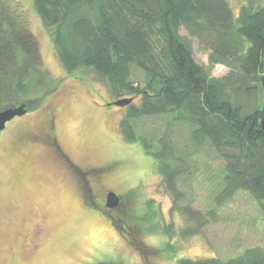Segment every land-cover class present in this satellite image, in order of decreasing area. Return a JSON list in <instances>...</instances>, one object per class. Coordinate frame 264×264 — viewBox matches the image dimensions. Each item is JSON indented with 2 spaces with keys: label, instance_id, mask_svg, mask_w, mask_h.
Wrapping results in <instances>:
<instances>
[{
  "label": "rangeland",
  "instance_id": "rangeland-1",
  "mask_svg": "<svg viewBox=\"0 0 264 264\" xmlns=\"http://www.w3.org/2000/svg\"><path fill=\"white\" fill-rule=\"evenodd\" d=\"M6 1L18 13L40 62L39 74L27 72L22 78L36 87L22 100H30L47 82L54 87L37 103L29 104L26 116L13 118L0 133V264H178L181 258L226 260L247 248L264 250V208L248 192L238 191L216 203L224 163L210 145L194 147L190 128L185 124L166 127L165 116H145L137 121L139 132L154 143L167 135L177 156L189 153L186 171L176 180L182 199L173 200L141 144L123 139L119 122L127 108L107 105L114 99L106 82L90 69L68 73L31 1ZM227 2L237 18L247 0ZM180 34L187 37L183 29ZM187 38L194 59L208 74L221 78L228 73L225 66H210L209 51L196 38ZM133 70L134 80L140 83V72L136 75L138 70ZM30 75L36 79L31 80ZM17 82L1 74L0 97L9 94V98L0 110L20 104L19 97L10 95ZM254 87L249 85L245 91L250 94ZM257 88L256 103L260 105L262 89ZM52 115L54 136L62 152L81 170L106 169L99 175L94 195L108 191L120 195L123 203L118 213L125 214L139 234L131 237L112 228L101 211L84 204L71 173L57 174L56 150L46 143L45 135ZM49 181L56 187L49 186ZM42 212L47 216V233L30 255L35 239L31 232ZM197 217L205 223L198 225ZM165 226H171V235L163 233ZM189 230L192 234L183 236L182 231Z\"/></svg>",
  "mask_w": 264,
  "mask_h": 264
},
{
  "label": "trees",
  "instance_id": "trees-1",
  "mask_svg": "<svg viewBox=\"0 0 264 264\" xmlns=\"http://www.w3.org/2000/svg\"><path fill=\"white\" fill-rule=\"evenodd\" d=\"M30 1L68 73L90 69L106 82L114 101L131 99L119 131L126 142L138 141L154 160L173 200L182 199L176 180L186 171L189 153L183 151L177 156L167 135L154 143L139 132L136 123L142 117L165 116L166 127L185 124L194 147L208 144L214 149L224 163L217 204L246 191L264 208L263 97L262 104L257 105L255 95L264 77V0H247L237 18L227 0ZM25 29L15 8L0 0V76L4 72L6 79L18 80L10 95L21 100L36 88L22 79L24 75L41 72ZM182 29L209 51L210 66L228 68L225 76H211L194 59L191 42L180 34ZM133 69L138 70L136 75L140 72V83L134 80ZM30 79L36 76L30 75ZM253 84L249 94L245 89ZM45 86L30 100H20L27 112L29 104L37 103L54 87L52 82ZM4 96L0 97V107L8 103L9 94ZM118 211L111 221L104 216L112 228L129 236L138 233V228L129 225L125 214ZM197 220L198 225L206 221ZM163 233L171 235V226H165ZM182 234L187 236L192 231ZM178 264H264V250L247 248L226 260L181 258Z\"/></svg>",
  "mask_w": 264,
  "mask_h": 264
},
{
  "label": "flooded vegetation",
  "instance_id": "flooded-vegetation-1",
  "mask_svg": "<svg viewBox=\"0 0 264 264\" xmlns=\"http://www.w3.org/2000/svg\"><path fill=\"white\" fill-rule=\"evenodd\" d=\"M28 113V112H27ZM27 113L23 116L18 117L19 119L26 116ZM54 116H50V119L47 123V133L45 134L46 137L49 139L46 141L49 145H51L56 151L54 153V159H55V164L57 166V174L61 173H71L74 177V182H76V186L79 187V192L81 191V197L85 205L90 206L94 209H97L103 213L104 216H107L108 219L111 221L112 219H115L113 217L114 212L116 213L118 209L122 206V197L120 195H117L119 198V202L116 207L114 208H108L106 206V198L107 195L112 192L108 191L100 195H94V190L93 188L97 185L100 184V177L101 173L103 174L106 172V169H97V168H90L87 170H81L76 164H74L61 150L57 143V139L54 136ZM56 155V156H55ZM55 177V174L53 175ZM57 176V175H56ZM64 176V175H63ZM70 176V174H69ZM48 179V178H47ZM46 179V180H47ZM56 179V178H55ZM63 181V178L62 180ZM49 181V186L56 187V183L52 181L50 183ZM114 193V192H113ZM44 217V219L42 218ZM40 222L38 224V221H36L37 224L32 229L31 236L35 235L34 239V245L31 248L30 255L33 254V252L37 249V247L40 245L39 242L43 239L44 236H46L47 233V225L45 219L47 218L46 213L42 212L41 215L38 216ZM46 228V229H45ZM28 240H30V236H28Z\"/></svg>",
  "mask_w": 264,
  "mask_h": 264
},
{
  "label": "water",
  "instance_id": "water-1",
  "mask_svg": "<svg viewBox=\"0 0 264 264\" xmlns=\"http://www.w3.org/2000/svg\"><path fill=\"white\" fill-rule=\"evenodd\" d=\"M261 89H262V96H263V111H262V118H261V131L264 138V77L261 80ZM131 102V99H120L115 100L108 105H113L117 107H125ZM27 108L25 104H19L12 107H7L0 110V133L5 129L6 123L12 120L15 117L23 116L27 113ZM119 202L118 196L110 192L106 198V206L108 208H114L117 206Z\"/></svg>",
  "mask_w": 264,
  "mask_h": 264
}]
</instances>
